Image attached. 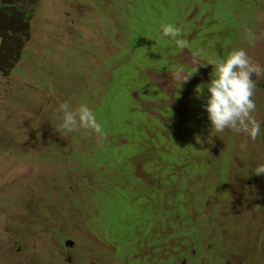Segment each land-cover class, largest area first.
I'll use <instances>...</instances> for the list:
<instances>
[{"label": "rangeland", "instance_id": "374dc122", "mask_svg": "<svg viewBox=\"0 0 264 264\" xmlns=\"http://www.w3.org/2000/svg\"><path fill=\"white\" fill-rule=\"evenodd\" d=\"M21 1L30 11L31 32L15 68L0 72V264H121L113 250L124 234L107 225L106 216L99 225L91 221L104 193L129 206L142 205L130 230L155 211L152 224L171 230L161 252L194 240L190 233L196 229L188 228L195 225L205 231L204 250L215 251L216 262L210 264H264V175L254 174L264 163V135L252 140L210 129L196 92L209 80L212 62L233 46L264 65V0H161L182 31L193 34L185 39L189 50L178 54L167 51L168 40L158 32L160 46L152 52L134 47L142 0ZM182 3L200 10L183 19ZM197 14L205 15L203 25ZM246 25L256 36L251 46ZM195 67L181 85L172 78L177 68ZM262 76L253 98L264 132ZM259 77H253L255 84ZM147 83L156 92L151 97ZM112 92L125 106L141 107L135 117L144 121L143 128L103 130V138L84 128L58 131L59 103H84L96 112ZM133 94L147 100L135 102ZM176 119L186 122L175 124ZM119 135L145 140L123 148ZM133 147L129 162H119ZM114 154V167L99 166L105 155ZM185 205L192 207V223L191 217L178 225L168 220L164 212L180 215ZM201 247L197 242L192 248Z\"/></svg>", "mask_w": 264, "mask_h": 264}, {"label": "clouds", "instance_id": "9594fccd", "mask_svg": "<svg viewBox=\"0 0 264 264\" xmlns=\"http://www.w3.org/2000/svg\"><path fill=\"white\" fill-rule=\"evenodd\" d=\"M147 0H142L141 9ZM180 15L183 16V19L186 18V14L188 12L194 11V13H198L200 9L195 7H186L181 10L180 6ZM142 15V14H141ZM203 16H198L197 20L203 25ZM237 18H241L237 16ZM142 25L138 26L136 29V33L138 38L134 42V47L136 48H150L148 52H152L153 48H157L160 46L158 42L157 35L158 33L161 37L166 38L168 40L167 43V51L178 54L181 50H189L187 46V42L185 39L192 38L193 34L188 33L185 34V31H182V26L180 21L173 23H161L159 25L158 31L155 33H151L146 35L149 37V42L138 45L139 37L144 35V21L141 17ZM190 24L192 21H187ZM221 22V19L213 20L211 24L217 25V23ZM250 25H246L244 27L245 38L247 40L248 45H254L256 36L255 33L250 29ZM158 32V33H157ZM181 32L184 34H181ZM242 39V38H238ZM237 39V40H238ZM236 40V41H237ZM235 41L233 42V44ZM232 44V45H233ZM168 68H172V63L170 62L167 66ZM139 69V67H138ZM149 70V69H145ZM196 72V67L191 71H187L184 68H177L172 73V78L180 83V85L185 82L193 73ZM141 74L142 72H138ZM264 75V65H262L259 61L253 60L250 57L243 47H234L228 50V52L221 57H217L212 62V70L209 73V80L207 82L199 84L198 91L196 90L198 97L203 99V103L201 107L205 110L207 115V120L210 122V129L214 130L217 133L223 132L225 129L231 130L236 133H244L247 138L255 140L258 136L264 135L261 128V121L255 118V110H256V102L254 100V94L260 89L261 83L263 81ZM254 76H261L257 80L259 85L255 84L253 79ZM142 83V80H140ZM147 87L152 88L153 92L150 97L155 94V89L152 85L147 83ZM145 94L141 97L133 94L130 96L131 100H147L145 99ZM104 99V98H103ZM136 105V104H135ZM141 109L140 106H137ZM55 112L61 114L60 123L58 125V131L63 130L65 133H70L76 130L77 128L90 129L93 133L97 134L98 137L103 138L104 131L102 129L101 123L98 122L95 112L84 103L79 104L77 107H72L68 102L59 103L54 109ZM144 123L139 127L143 128ZM120 136V140L122 141L125 137ZM111 138L114 139L113 136ZM247 147V139L241 143V148L246 149ZM117 156V154H115ZM254 174L256 175H264V163H260L255 167ZM138 184L144 185L138 180ZM147 187L148 190L150 187ZM122 183L119 185V189H121ZM105 198L98 200L99 209H93V214L91 221L94 224L99 225V219L102 216H106L107 218H103V221L110 225L118 232H122L124 234V239L120 243L119 248L115 244L114 246V258L122 263V260H119V256L127 259L128 255L132 253V251L138 246V244L142 241V236L138 237L137 240H134L127 236L125 232L129 231L131 226H129V222L136 216L142 213L139 209L142 208L141 204H137L136 206H129L120 201L118 198H112L108 195V193H104ZM121 195V194H120ZM139 199V198H138ZM115 200V201H113ZM175 207V206H174ZM167 208L172 209L170 205H167ZM192 209L190 205H185L184 210L180 212V215H175L173 212L166 211L164 213L167 214L168 220L176 221H185L188 217H191V222H193V217L189 214V210ZM186 215V216H185ZM147 220L140 221L137 224V228L142 226L147 222H152V218L156 217L155 211H151L147 215ZM120 224H124L121 226ZM155 231L163 230L156 224H152ZM107 228V227H106ZM195 228L196 231L190 233L192 238H196L199 234H202V238L205 244V231H200L196 228L195 225L191 226L190 229ZM161 236V235H160ZM70 243L73 244L72 240H69ZM131 245L128 249L124 248V244ZM119 251V252H117ZM240 261V260H236ZM221 261H217L216 264H220ZM68 263V262H67ZM71 264V262H70ZM118 264V263H117ZM222 264H226L222 261ZM230 264V263H229ZM235 264H242L241 262H237Z\"/></svg>", "mask_w": 264, "mask_h": 264}, {"label": "trees", "instance_id": "16d2710c", "mask_svg": "<svg viewBox=\"0 0 264 264\" xmlns=\"http://www.w3.org/2000/svg\"><path fill=\"white\" fill-rule=\"evenodd\" d=\"M181 10L186 8V4L182 3ZM28 6H24L23 1L21 0H0V72L6 73L15 68L16 62L21 58V49L25 38L30 35V11L27 9ZM142 19L144 21V35L139 37V44L143 45L149 42V35L155 33L156 29H159L161 23H175L178 20L172 15L168 6L161 0H147L141 9ZM181 34H183L181 32ZM184 35V34H183ZM102 107L96 112L94 111V106L89 107L95 116L98 122L101 123L103 130H121L124 127L130 128H139L144 121L138 120V117H135L139 112V108L136 105L125 106L123 104V99L121 95L112 92L111 96L100 100ZM176 116H181L177 113H174ZM186 121L183 120H174L175 124H182ZM172 132V129H171ZM114 132H111L113 136ZM181 132H178L180 134ZM145 140V137L140 135L135 137V140L131 137L127 139L124 138L120 144L123 148H126L124 145L130 144L131 141L138 142L140 140ZM111 140H114L111 138ZM136 153V149L132 151H127V153H122L118 158L119 162L127 160L129 162V155L133 156ZM117 156L111 155L104 158V162L99 163L104 165L107 168L114 167L113 164ZM181 160V157H178ZM122 169V168H121ZM119 168H116V171ZM130 172L132 169L130 168ZM119 181V180H118ZM121 182V181H120ZM123 183V182H122ZM134 222L133 224H137ZM123 225V224H122ZM121 225V226H122ZM129 225V224H128ZM131 226V225H129Z\"/></svg>", "mask_w": 264, "mask_h": 264}, {"label": "flooded vegetation", "instance_id": "af4514ba", "mask_svg": "<svg viewBox=\"0 0 264 264\" xmlns=\"http://www.w3.org/2000/svg\"><path fill=\"white\" fill-rule=\"evenodd\" d=\"M170 232V229H163L156 232L152 222L143 224L137 230L134 229L125 232L127 236L134 240H137L139 236H142L143 239L132 253L128 255L126 260L121 256H119V260H122L123 264H210V260L216 262L215 251L204 250L207 246L204 244L201 233L198 237L193 238L194 240H185L184 242L180 240V246L172 244L166 253L161 252V241L168 239ZM177 240L179 241V237ZM197 242H201L202 244L199 252L192 248L193 244ZM130 246L126 245V243L124 244L125 249H128ZM67 262L70 263V260ZM92 264L95 263L93 262Z\"/></svg>", "mask_w": 264, "mask_h": 264}, {"label": "bare ground", "instance_id": "6f19581e", "mask_svg": "<svg viewBox=\"0 0 264 264\" xmlns=\"http://www.w3.org/2000/svg\"><path fill=\"white\" fill-rule=\"evenodd\" d=\"M176 207V206H175ZM137 264V263H136Z\"/></svg>", "mask_w": 264, "mask_h": 264}]
</instances>
